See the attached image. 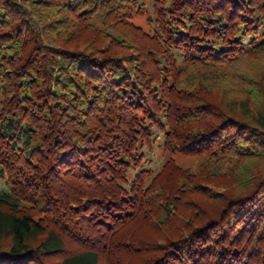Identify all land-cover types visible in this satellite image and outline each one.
Wrapping results in <instances>:
<instances>
[{"label":"trees","instance_id":"16d2710c","mask_svg":"<svg viewBox=\"0 0 264 264\" xmlns=\"http://www.w3.org/2000/svg\"><path fill=\"white\" fill-rule=\"evenodd\" d=\"M0 90V264H264V0H0Z\"/></svg>","mask_w":264,"mask_h":264},{"label":"rangeland","instance_id":"374dc122","mask_svg":"<svg viewBox=\"0 0 264 264\" xmlns=\"http://www.w3.org/2000/svg\"><path fill=\"white\" fill-rule=\"evenodd\" d=\"M146 13H144V15L137 14L135 10L132 9L131 20L133 21V23H135V25L143 28V30L150 31L149 26L147 24L148 14ZM1 99H2V93L0 90V100ZM155 133L160 135V138L157 140V142H154V144L151 146V149L148 150L147 161L145 162L146 163L145 167L151 171V178L153 176H156L162 170L163 166L168 160H173L179 167L185 170H190L193 173H196V171H198V166L205 160V158L195 155L181 154V153L169 154L165 152L163 148V135L158 132ZM253 166L258 168L260 164ZM132 177H133V172L130 173V178ZM211 187L215 191L223 192L222 188H216V187L214 188L213 186ZM10 191H11V184L9 183L8 175L6 174V172L2 173V170L0 169V193L10 192Z\"/></svg>","mask_w":264,"mask_h":264}]
</instances>
